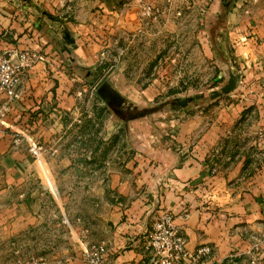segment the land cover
Masks as SVG:
<instances>
[{"label": "crops", "instance_id": "obj_1", "mask_svg": "<svg viewBox=\"0 0 264 264\" xmlns=\"http://www.w3.org/2000/svg\"><path fill=\"white\" fill-rule=\"evenodd\" d=\"M171 1L85 0L74 13L76 33L67 38L63 25L52 20L57 4L64 7L67 0H0V48L29 47L41 55L21 76L20 97L0 126V242L35 236L51 218L66 217L70 196L75 221L90 216L80 225L89 232L86 240L106 244L103 264L140 259L143 233L161 209L172 212L188 250L200 244L211 247L214 264H250L252 259L264 264V151L259 154L264 148V0H193L183 19L181 11L173 15L163 8ZM247 1L249 10L240 8ZM218 3L223 6L220 13L211 15L207 7ZM148 4L156 10L150 17L142 15ZM57 12L66 18L61 16L65 11ZM221 14L233 30L231 45L218 48L219 72L230 75L233 65L241 66V72L236 89L219 95L223 98L217 116L192 114L180 121L175 110L166 120L147 126L141 121L144 109L131 114L115 103L113 111L135 151L132 164L124 165L130 170L123 167L102 180L90 175L88 183L67 168L65 156L57 159L49 151L77 80L67 66L92 65L91 53L81 45L109 44V33H128L147 21L170 17L176 35L187 27L186 20L198 17L203 36L215 38L223 29ZM34 110L43 114L28 133L45 146L40 159L29 153L25 137L17 144L11 137L27 132L23 125ZM242 115L248 116L247 125L234 128ZM243 134L251 136L248 144L258 154L240 150L243 143L237 142ZM84 199L90 202L88 210ZM51 264H81L80 253Z\"/></svg>", "mask_w": 264, "mask_h": 264}, {"label": "rangeland", "instance_id": "obj_2", "mask_svg": "<svg viewBox=\"0 0 264 264\" xmlns=\"http://www.w3.org/2000/svg\"><path fill=\"white\" fill-rule=\"evenodd\" d=\"M84 1L67 0L65 10L62 4H57L53 12L56 19L52 20L63 25L67 38L76 33L73 30L77 20L74 13ZM171 2L169 5L163 4V8L173 15L175 11H181L183 19L190 12L193 0ZM218 4H210L206 10L212 12L211 15L220 13L223 6L222 3ZM246 4L248 7H245ZM249 6L250 2L247 1L240 8L249 10ZM229 8H232L230 4ZM57 10L65 11L61 16L66 18H59ZM152 11L156 12L155 8ZM220 16L223 29L217 38L203 36L200 29L202 22L198 17L186 20L187 27L176 35L170 30L175 20L170 17L167 21H147L140 29L128 33H109V44L102 41L99 45H81L91 53L92 65L83 69L67 66L77 80L65 112L57 121L61 125L52 132L51 137L55 139L49 151L57 154V159L65 156L69 161L67 168L77 171L78 175L81 173L84 183H88L87 177L90 175L102 180L107 178L108 173L121 170L125 163L132 164L135 151L125 134L122 121L113 111L115 103V108L129 109L131 114L144 109L146 117L141 121L147 126L166 120L175 110L180 111V121L191 118L192 114L217 116L218 101L222 97L219 95L229 94L236 89L235 85L239 82H235V79L241 72L238 65L228 70L230 75L226 72L222 76L219 72L222 67L216 60L218 48L231 45L232 34L229 32L233 30L228 18L222 14ZM73 68L75 70L72 71ZM230 79L233 84L229 82ZM246 122L248 116H239L234 121V128L247 125ZM241 137V142H237L243 143L240 150L248 154L258 152L248 144L250 135L243 134ZM263 151L264 148L260 147L259 154ZM126 169L130 170L129 167ZM68 198L66 217L61 220L51 218L44 229L33 234L35 236H24L18 241L10 238L1 241L0 264H51L79 252V242L89 239L87 228L80 229V225L90 221V216L85 212L83 216L86 217L75 221L77 211L74 198ZM83 205L88 210L90 202L84 199Z\"/></svg>", "mask_w": 264, "mask_h": 264}, {"label": "built area", "instance_id": "obj_3", "mask_svg": "<svg viewBox=\"0 0 264 264\" xmlns=\"http://www.w3.org/2000/svg\"><path fill=\"white\" fill-rule=\"evenodd\" d=\"M183 2L184 0H173ZM152 6L146 5L143 16L150 17ZM41 59L38 49L29 47L0 48V126L12 111L13 102L20 97L18 86L23 73ZM12 142L17 144L22 137L28 143V151L35 159H40L44 146L30 133H12ZM56 150H54L55 152ZM132 239L129 238L128 241ZM144 255L131 264H214L211 260L212 249L207 244H200L195 250L186 248L185 235L180 233L172 212L161 209L152 220L150 228L143 233ZM81 264H103L107 254L104 242L81 240L77 245ZM30 264H33L32 262ZM250 264H258L252 259Z\"/></svg>", "mask_w": 264, "mask_h": 264}, {"label": "trees", "instance_id": "obj_4", "mask_svg": "<svg viewBox=\"0 0 264 264\" xmlns=\"http://www.w3.org/2000/svg\"><path fill=\"white\" fill-rule=\"evenodd\" d=\"M35 114H32V112H30V118L25 119V123L23 125L24 130L26 131H30L33 132L34 126H37V119H40L42 117V111L40 110H34ZM30 120V121H29Z\"/></svg>", "mask_w": 264, "mask_h": 264}, {"label": "water", "instance_id": "obj_5", "mask_svg": "<svg viewBox=\"0 0 264 264\" xmlns=\"http://www.w3.org/2000/svg\"><path fill=\"white\" fill-rule=\"evenodd\" d=\"M232 81H233L232 79L229 80V82H231V83H232ZM232 84H233V83H232Z\"/></svg>", "mask_w": 264, "mask_h": 264}]
</instances>
